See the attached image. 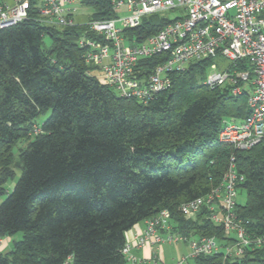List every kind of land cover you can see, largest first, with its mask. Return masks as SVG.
Segmentation results:
<instances>
[{"label": "trees", "instance_id": "1", "mask_svg": "<svg viewBox=\"0 0 264 264\" xmlns=\"http://www.w3.org/2000/svg\"><path fill=\"white\" fill-rule=\"evenodd\" d=\"M83 3L93 8L90 19L116 16L112 0ZM30 4L28 18L0 28V198L7 194L0 238L22 234L9 251L0 249V264H127L126 232L162 209L174 230L215 235L225 245L223 226L203 214L186 218L180 206L218 185L232 156L245 176L237 214L264 235V140L246 150L220 141L223 120L249 110L246 91L234 96L227 85L204 83L213 58L170 72L171 86L144 103L91 74L78 44L86 25H43L39 0ZM169 21L152 14L124 35L141 42ZM166 58L141 60L142 73ZM196 264H264V248L199 256Z\"/></svg>", "mask_w": 264, "mask_h": 264}, {"label": "built area", "instance_id": "2", "mask_svg": "<svg viewBox=\"0 0 264 264\" xmlns=\"http://www.w3.org/2000/svg\"><path fill=\"white\" fill-rule=\"evenodd\" d=\"M116 16L78 22L75 14L83 0H39V21L46 26L86 25L78 44L85 63L99 70L104 82L118 94L144 103L167 90L169 73L183 70L190 61L223 58L226 67H214L204 83L228 86L231 94L247 92L249 113L245 118H225L219 133L221 142L246 150L264 140V0H112ZM30 0H0V28L14 25L29 15ZM122 8L125 13L120 14ZM178 12L154 35L141 42L129 40L126 28L139 26L144 17ZM164 53L165 61L152 71H141V60ZM142 73V74H141ZM41 126H34L39 133ZM245 176L236 170L234 156L221 182L210 192L180 206L186 218L200 214L223 226L230 237L221 244L215 235H193L174 230L171 213L162 209L145 220V228L133 241H126L122 252L128 263L141 264L143 258L133 247H158L184 242L189 253L177 264L221 252L223 257H242L247 250L264 248V235L252 233L248 221L238 216L239 186ZM5 238H0V249ZM68 264V263H66Z\"/></svg>", "mask_w": 264, "mask_h": 264}, {"label": "rangeland", "instance_id": "3", "mask_svg": "<svg viewBox=\"0 0 264 264\" xmlns=\"http://www.w3.org/2000/svg\"><path fill=\"white\" fill-rule=\"evenodd\" d=\"M9 2H12L13 0H7ZM93 12V8L91 6H88V5H79V8H78V11L77 13L75 14V20L78 21V22H82V21H85L88 16ZM125 13V10L124 8H122L120 14H124ZM178 15V12H171V13H167V14H163V16H166L167 18H175L176 16ZM53 27H61V26H53ZM50 37L48 35H46L44 37V49L46 48H49L50 46ZM228 65V61L226 59H223V58H218L216 60H213L211 62V65L209 66L208 68V73L210 71H212L214 69V67H226ZM91 74L96 76L100 81H102V78L100 76V71L99 70H92L91 71ZM50 111H48L47 113L45 114H42L40 115V117L38 118V121L40 123H42L49 115H50ZM26 145V142L25 141H22L18 144V146L15 147L14 151L17 153L18 152V149L19 147H24ZM16 161H18V159H16ZM16 176L10 180H8V182L6 183L5 187H6V190L8 193H10L19 176H20V171L19 169H16ZM7 197V194H5L4 196H2L0 198V203ZM238 202L240 204H243L245 203L246 201V194L244 191H241L238 198H237ZM21 232H18L16 233L15 235L12 236V238L10 237H6L4 240V243H3V247L2 248V251L4 252H7L9 251L11 248H12V242L14 239H19L21 238ZM8 243V246H6V244ZM165 247L169 246L165 252V255H166V260H158L159 264H177V261L180 260L182 258L183 255H187L189 253V247L187 245V243H184V242H180V243H174V244H168V243H165L164 244ZM68 264H72V263H68ZM190 264H196V259L194 258H191L190 259Z\"/></svg>", "mask_w": 264, "mask_h": 264}, {"label": "crops", "instance_id": "4", "mask_svg": "<svg viewBox=\"0 0 264 264\" xmlns=\"http://www.w3.org/2000/svg\"><path fill=\"white\" fill-rule=\"evenodd\" d=\"M7 1V0H5ZM8 3H13L7 1ZM145 220L136 223L131 229L126 232V241H133L135 237L140 234L143 229L145 228ZM8 246V243L6 244ZM169 246L165 247L164 244L158 247H144V248H137L133 247L132 252L136 254L138 257L143 258V262L141 264H159L158 260H166L165 252ZM130 264V263H127ZM166 264V263H165Z\"/></svg>", "mask_w": 264, "mask_h": 264}]
</instances>
